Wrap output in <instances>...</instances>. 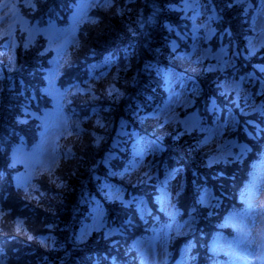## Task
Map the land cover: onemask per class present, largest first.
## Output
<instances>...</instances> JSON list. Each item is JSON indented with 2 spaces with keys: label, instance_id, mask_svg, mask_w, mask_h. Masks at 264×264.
<instances>
[{
  "label": "trees",
  "instance_id": "trees-1",
  "mask_svg": "<svg viewBox=\"0 0 264 264\" xmlns=\"http://www.w3.org/2000/svg\"><path fill=\"white\" fill-rule=\"evenodd\" d=\"M80 1L32 0L26 18L42 29L64 28ZM203 3L221 32L218 37L228 40L231 62L239 66L233 80L248 84L255 76L251 89L257 95L263 78L251 66L259 64L252 56L242 63L236 54L251 45L245 34L252 31L253 18L256 21L255 14L247 12L250 2ZM184 5L185 0H100L90 11L57 76L60 91L82 87L69 93L64 105L69 132L58 141L57 165L36 175L29 189L16 184V177L26 171L17 153L34 152L40 145L43 117L55 104L49 77L57 56L46 36L28 46V36L18 31L12 61L9 38L0 39L2 264H137L135 243L173 219L184 228L165 241L170 262L185 252L189 264L228 260L214 250L213 241L219 234H233L231 216L248 206L264 160V125L249 122L264 119V110L254 112L250 105L252 99L258 101L256 96L243 100L235 81L238 90L226 91L222 82L231 73H213L210 61L187 65L194 39H181L193 27L184 17ZM169 78L188 87L191 106L166 120L162 111L170 97ZM235 93L247 111V126L239 128L247 130L235 132L231 123L225 132L249 148L239 158H215L204 148L209 141L205 129L239 111ZM191 115L201 118L193 131L183 123ZM140 169L143 174L138 176ZM111 188L134 198L137 206L128 209L122 200L113 202ZM206 191L212 194L210 203L202 200ZM161 193L173 200L175 216L160 209ZM99 208L106 224L86 238L84 229ZM134 237L138 239L133 245L127 243Z\"/></svg>",
  "mask_w": 264,
  "mask_h": 264
},
{
  "label": "rangeland",
  "instance_id": "rangeland-1",
  "mask_svg": "<svg viewBox=\"0 0 264 264\" xmlns=\"http://www.w3.org/2000/svg\"><path fill=\"white\" fill-rule=\"evenodd\" d=\"M99 1H80L69 26L64 28L52 26L42 29L39 26H31V23L26 18V15L30 12V7L33 5L32 0H0V39L9 38V51L7 54L9 53L12 61L15 60V47L17 44L19 45L18 31H23L28 36V42H26L28 46L33 45L37 41L38 36H46L49 38L51 47L55 50L57 56L53 61L54 69L49 77L50 96L55 99L54 109L50 112L48 111L43 117L44 133L38 148L34 152L21 149L17 153L18 164L26 169L24 173L16 177V184L19 187L29 189L33 186V179L36 175L57 165L58 141L69 132V124L64 112V105L67 102L69 93L82 90L81 86H76L67 93L60 91L56 85L57 76L62 69L64 59L66 60L65 57L68 48L77 37L80 25L89 18L90 11H92ZM247 1L250 2L251 6V9L248 7L247 12L255 14L256 21L253 18V24L251 25L252 31L249 30V32L245 33L249 35L248 38H251L250 47H247L245 52H238L236 54L242 63L247 62L246 58L251 56L255 59L254 61L259 65L253 66L251 64V67L259 72V75L263 78L262 83L264 84V0H256V8L253 7L255 5L254 0ZM184 6V17L188 16L191 19L193 27H190L187 31V36L183 35L181 39H184V41L188 37L194 39V42L191 44V49L188 52L189 58L186 61L187 65L197 67L205 61H210L209 65L212 67L213 73L216 74L218 72L225 75L228 72L232 74V76L227 75L228 78L226 81L224 80L222 82L227 89L226 91L233 92L238 90L234 85L235 80H233V74L239 66L231 62L232 56H229L227 50V45H229L228 40L225 37L221 38L222 35L218 37L221 32L213 26L211 22L213 18L209 15V12L207 13L203 0H185ZM252 8L254 9L252 10ZM189 25L190 23L188 22ZM231 32L229 30V35ZM182 44L178 43V47L182 46ZM243 48L245 49V47ZM246 52L248 53L246 54ZM254 78L256 77L248 78L250 81L248 84H245L241 78L235 81V83L239 85V96H242L243 100L249 94L256 96L255 99L258 101L252 99L250 106H252L254 112L260 113L264 110V86L258 91L257 95L252 94V85L256 83ZM168 88L170 93L169 101L162 111V116L166 120L176 119L177 114L181 113L182 109L191 106L190 90L186 85H177V81L174 78H169ZM235 98L239 111L234 115L228 116L225 119L226 121L224 120L222 122L221 120L207 130L205 129L207 133L206 138L209 141H205L204 148L213 154L215 158L229 157L232 155L239 158L249 148L244 143H234L235 141L225 132L231 123L232 127L235 126V129H237L235 132L246 129L239 127L247 126L244 119L247 111L241 106V101L236 93ZM246 101L248 100L246 99ZM262 115H264V111ZM200 120L201 118L199 116L191 115L184 119L183 123L189 131H193L200 127ZM249 123L253 125L259 123L258 125L262 128L264 119L258 118ZM249 134L252 133L249 131ZM236 148H238V151ZM231 168L235 170L236 167L233 166ZM142 172L140 169L137 175L141 176L143 174ZM109 195L113 202L124 201L127 208L137 206V201L133 200L134 198L132 197L124 198L125 195L120 189L111 188ZM202 200L205 203L212 201L210 191H206ZM247 202L248 206L245 210L239 214L232 215L230 218L229 223L233 229V234H219L213 241L214 250L218 254L228 256L227 261L219 260L217 264H264V160L259 165L258 175L250 188ZM158 203H160V209L164 212L172 216L176 215V206L170 196L161 193L158 196ZM94 217L84 229L86 238L92 235V233L101 230L106 224L102 208L97 210ZM183 228L184 225L182 223L173 219L172 223H168L164 228L156 230L147 240H140L137 244L135 243L138 239L137 237H134L130 242L127 240V243H130V245L134 243L136 247L138 245L137 249L134 248L135 253H137V258L135 259L137 264H189L190 262L186 252L182 259L174 263L170 262L167 257V248L165 247V241L174 233L183 230ZM116 244L117 247L122 246L121 241H116ZM0 264H2L1 260Z\"/></svg>",
  "mask_w": 264,
  "mask_h": 264
}]
</instances>
